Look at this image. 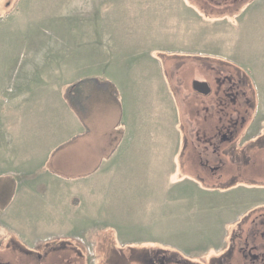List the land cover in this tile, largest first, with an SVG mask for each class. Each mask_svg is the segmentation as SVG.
Masks as SVG:
<instances>
[{
    "label": "rangeland",
    "instance_id": "obj_1",
    "mask_svg": "<svg viewBox=\"0 0 264 264\" xmlns=\"http://www.w3.org/2000/svg\"><path fill=\"white\" fill-rule=\"evenodd\" d=\"M45 63L51 83L97 68H124L149 86L156 79L147 75H163L186 139L173 178L180 187L164 177L163 135L140 164L115 172L127 193L102 195L100 225H71L69 241L38 253L0 230V264H116L118 254L131 264L135 248L148 250V264L163 255L164 264H264V0H0V107L12 100L13 79ZM8 133L0 131V156ZM40 205L13 214L22 232L50 229L31 222L33 206L52 216Z\"/></svg>",
    "mask_w": 264,
    "mask_h": 264
},
{
    "label": "crops",
    "instance_id": "obj_2",
    "mask_svg": "<svg viewBox=\"0 0 264 264\" xmlns=\"http://www.w3.org/2000/svg\"><path fill=\"white\" fill-rule=\"evenodd\" d=\"M33 47L21 49L34 50ZM29 56L33 58L32 53ZM45 64L15 77L8 93L12 100L0 107L3 116L8 114L3 122L4 117H0V131L11 132L8 133L9 148H2L3 155L0 156V230L15 240L18 234L16 241L36 253L48 244L53 247L69 241L68 227L71 225H100L102 195L127 193L114 176L115 172L129 161L140 164L150 148L165 142L163 135L169 146L168 153L163 154L167 158L164 177L168 178L171 187H180L173 178L179 169L177 158L181 156V146L186 140L181 137L179 113L171 107L174 98L163 75H147L156 79L149 86L147 82L134 80L132 73L124 68L120 73L97 68L91 69V73L79 74L71 82L61 80L60 74V81L51 83L52 66ZM59 65L63 66L60 62L55 69L59 70ZM81 79L83 95L73 100L72 106L66 98V90ZM149 92L156 105H149L146 99ZM40 93L42 104L37 108L35 102L40 100L31 102L34 95ZM4 96L0 92V99ZM28 117L34 120L30 121ZM25 129L28 133L23 134ZM106 176L110 180L105 182L111 181L108 189L100 180ZM186 184L189 182L184 186ZM58 191H65L68 198L58 197ZM36 199L45 214H49L48 209L53 213L44 219L35 212L37 206H33L31 222L37 224L41 219L39 226L50 229L35 228L24 233L12 221L13 214ZM77 202L79 206L74 207ZM90 204L92 214H85L83 210ZM103 209L109 211L113 207ZM108 215L112 217L111 213ZM74 217L81 218L83 223L72 222ZM4 237L1 232V246Z\"/></svg>",
    "mask_w": 264,
    "mask_h": 264
},
{
    "label": "trees",
    "instance_id": "obj_3",
    "mask_svg": "<svg viewBox=\"0 0 264 264\" xmlns=\"http://www.w3.org/2000/svg\"><path fill=\"white\" fill-rule=\"evenodd\" d=\"M83 81V79L76 81L72 84H70L66 90V98L68 99V101L70 102V104L72 106H74V102L73 100H77V97L82 96L83 95V90L81 89L80 85L81 82ZM131 253H134L136 258H134V260L130 261L131 264H148L147 262V253L148 250H137V248L133 249V251H131ZM115 257V262L116 264H128V260L125 261L123 259H121L118 255H110V258ZM189 263V262H188ZM191 264H195V263H191Z\"/></svg>",
    "mask_w": 264,
    "mask_h": 264
},
{
    "label": "flooded vegetation",
    "instance_id": "obj_4",
    "mask_svg": "<svg viewBox=\"0 0 264 264\" xmlns=\"http://www.w3.org/2000/svg\"><path fill=\"white\" fill-rule=\"evenodd\" d=\"M199 90H200V91H204V90H206V86H204V85H199ZM166 259H167V258H166V255H163L160 264H164V261H165ZM147 262H148V261H147Z\"/></svg>",
    "mask_w": 264,
    "mask_h": 264
},
{
    "label": "water",
    "instance_id": "obj_5",
    "mask_svg": "<svg viewBox=\"0 0 264 264\" xmlns=\"http://www.w3.org/2000/svg\"><path fill=\"white\" fill-rule=\"evenodd\" d=\"M199 85H202V84L200 83ZM204 92H205V93H207L208 91H207V90H205Z\"/></svg>",
    "mask_w": 264,
    "mask_h": 264
}]
</instances>
